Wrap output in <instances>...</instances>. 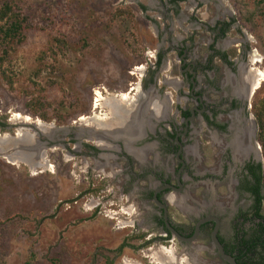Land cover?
I'll return each instance as SVG.
<instances>
[{
  "label": "rangeland",
  "instance_id": "rangeland-1",
  "mask_svg": "<svg viewBox=\"0 0 264 264\" xmlns=\"http://www.w3.org/2000/svg\"><path fill=\"white\" fill-rule=\"evenodd\" d=\"M178 1L174 9L167 8L172 37L192 32L187 19L178 24L172 10L192 22L205 12L210 18L216 15L215 0ZM221 1L235 28L248 37L260 60L253 66L264 75V0ZM4 2L14 5L25 24L22 39H0V141L23 133L34 136L44 146L46 171L0 157V264H161L158 255L172 249L185 259V248L175 241L147 243L156 232L139 226L145 203L128 192L124 174L115 176L121 168L100 169L104 162L96 155L76 150V145L71 151L57 145L68 137L61 133L49 148L51 143L33 129L36 123L78 129L91 126V118L109 117L103 106L108 97L127 94L128 101L136 99L145 73L155 72L149 67L160 51L170 61L157 76L165 82L180 78L178 61L162 39L158 0H0V7ZM234 30L230 37L239 39ZM97 91L105 101L95 109ZM175 92L172 85L164 89L172 113ZM263 96L264 80L252 93V106ZM257 148L264 166L258 140ZM102 153L111 165L114 155ZM170 217L181 221L179 209L171 207ZM237 230L230 227L229 233ZM161 247L166 250L156 253ZM195 254L209 262L206 252Z\"/></svg>",
  "mask_w": 264,
  "mask_h": 264
},
{
  "label": "flooded vegetation",
  "instance_id": "flooded-vegetation-1",
  "mask_svg": "<svg viewBox=\"0 0 264 264\" xmlns=\"http://www.w3.org/2000/svg\"><path fill=\"white\" fill-rule=\"evenodd\" d=\"M178 2L158 0L165 34L162 39L174 53V61H178L177 76L180 78L165 82L164 77L157 76L165 62L170 61L160 51L154 58L155 63L149 67L155 72L148 70L139 84L144 94L141 99L154 104L136 115V123L140 126L137 134L142 136L141 140L130 144L124 138L104 139V144L99 145L77 138L75 128L67 127L70 130L68 137L58 141L57 145L70 151V146L76 145V150L84 149L89 155H96L104 162L98 165L100 169L121 168V175L115 173V176L124 174L128 192L139 194L145 203L139 226H150L156 232L153 239L152 236L146 239L147 243L175 241L185 248V259L176 256L178 260L166 261L168 264H205L196 251L206 252L207 264H226L211 241L213 223L201 225L196 240L185 243L173 237L166 229L165 221L188 238L193 235L198 221L217 217L220 222L217 238L225 253L230 251L236 238L235 234L229 233L230 227L233 230L235 226L263 224L262 164L257 148L258 128L250 102L256 83L253 64L257 54L251 51L248 37L235 28L234 18L227 8L224 9L221 0H215L217 11L213 18L205 12L200 15V20L192 22L183 12L172 10L178 24L182 25L187 19L192 30L190 35L172 37L167 8L174 9ZM142 8L147 9L144 5ZM233 29L239 39L230 37ZM159 56H162L161 63L157 66ZM167 85L176 88L172 98L175 99L173 113L170 96L164 93ZM125 119L126 127L130 128L131 116ZM129 128L126 130L128 135H133ZM54 145L51 143L49 148ZM102 152L114 155L111 165L106 164L108 160ZM154 196L164 209L156 205ZM171 207L179 209L181 221L170 217ZM241 236L237 235V238ZM172 251L175 254L174 249ZM168 255L164 251L159 256L165 260Z\"/></svg>",
  "mask_w": 264,
  "mask_h": 264
},
{
  "label": "water",
  "instance_id": "water-1",
  "mask_svg": "<svg viewBox=\"0 0 264 264\" xmlns=\"http://www.w3.org/2000/svg\"><path fill=\"white\" fill-rule=\"evenodd\" d=\"M168 66V63L165 62L162 69H166ZM141 94V90L139 92ZM136 96L137 98L133 101L130 100L129 102H120L118 98V94L115 95V103L117 104L120 114H114V116L109 117V119H105L102 121H99V119L91 118L89 120H92L91 126L84 128H76L73 131L76 132L77 138H84L87 140H91L94 143H98L99 140L104 139H125L126 143L133 144L136 143L138 140H141V135L137 134V132L140 129V126L136 123L138 120L136 118V115H138L139 112L148 110V107L152 106L154 107L153 103L146 102L147 99L142 100L141 95ZM146 97V96H145ZM148 97V96H147ZM126 113V114H124ZM121 114L124 116L122 117ZM131 116L132 123L130 124V128L134 134L128 135L126 133V129H120L117 130V125H122L127 123L126 117ZM121 116L123 118V122H117L118 117ZM95 120V122H93ZM91 122V121H90ZM27 124V123H25ZM29 124V123H28ZM126 125V124H125ZM104 128V130L102 129ZM33 129L36 130L37 135L43 136L47 142L53 143L55 140L57 133L63 134V136H66L69 133V129L66 127L65 129H56L52 125L51 126H45L43 124L39 125H33ZM127 134V135H126ZM129 139V140H127ZM131 139V140H130ZM61 141V139L59 140ZM58 142V141H57ZM49 144V143H48ZM46 145V144H45ZM1 146V145H0ZM44 146L43 144H39V140L35 139L34 136L29 135L27 133H23L22 136H9L4 142L3 146L0 147V157H5L6 159L15 160L17 163H25L30 167V165H33L30 167L31 169H39L38 166H40V162L44 160V152H43ZM30 155H33L31 159H29ZM34 160V162L32 161ZM38 159V160H37ZM37 160V161H36ZM41 169V168H40ZM43 170V169H42ZM154 202L156 205L160 206L164 209V206L160 204V202L157 200L156 196H154ZM164 219H166V214H164ZM206 223H213L214 228L211 232V241L213 244V247L217 250L218 255L220 258L226 263V264H236L235 258L227 253H225L222 245L220 244L217 233L220 226V222L217 217L215 216H209L206 218L201 219L198 221L195 227V231L191 237H184L177 233L166 221H165V227L166 229L173 235V237L178 240L179 242H185V243H191L196 240L200 226Z\"/></svg>",
  "mask_w": 264,
  "mask_h": 264
},
{
  "label": "trees",
  "instance_id": "trees-1",
  "mask_svg": "<svg viewBox=\"0 0 264 264\" xmlns=\"http://www.w3.org/2000/svg\"><path fill=\"white\" fill-rule=\"evenodd\" d=\"M25 19L15 10L14 5L4 2L0 7V39L2 41H15L22 39ZM159 56L157 66L161 63ZM256 119L258 132L257 140L264 151V96L258 99L252 106ZM260 182L264 187V166L261 165ZM237 235H242L237 238ZM245 235H250L246 239ZM234 244L230 247V255L234 254L236 264H264V220L263 224L248 227L246 230L238 226ZM221 241V240H220ZM223 241H221L222 243ZM226 248V247H225ZM227 249V248H226Z\"/></svg>",
  "mask_w": 264,
  "mask_h": 264
},
{
  "label": "bare ground",
  "instance_id": "bare-ground-1",
  "mask_svg": "<svg viewBox=\"0 0 264 264\" xmlns=\"http://www.w3.org/2000/svg\"><path fill=\"white\" fill-rule=\"evenodd\" d=\"M255 64L257 65V63H259L260 62V60L258 59V57L257 56H255ZM254 64V65H255ZM139 69V68H138ZM256 70V69H255ZM264 80V75H262V72L260 71V70H256V83H255V87H254V89H257L258 87H259V85H261V83H262V81ZM254 89L251 91V93H253V91H254ZM95 95H96V101H95V103H94V107H95V109H98V107L100 106V102L101 101H105V98L103 97V95H102V93L101 92H99V91H97L96 93H95ZM119 96H118V98H119V100H120V102L122 101V102H129L127 99H128V96H127V94H118ZM115 96H112V98H110V97H108V100H106L107 101V104H104L103 106H106L107 107V110H108V113H109V117H111V116H114V114L116 115V114H120V111H119V108H118V106H117V104L115 103L116 101H115ZM156 110H158V109H156ZM124 114H126V113H124ZM121 116L122 117H124L122 114H121ZM121 116H119L118 117V119H117V122H123V118L121 117ZM107 117V115H105L104 116V118H102V119H99V121H102V120H104L105 118ZM109 117H107V119H109ZM96 118V117H95ZM28 120H30L29 118H26V121L28 122ZM81 121H83V122H85V118H82V119H80ZM96 120V119H95ZM95 120H93V122H95ZM91 122H90V125H92V124H94V123H92V120H90ZM87 122H89V121H87ZM86 123V122H85ZM126 124V123H125ZM125 124H122V125H117L116 126V129L117 130H120V129H126L127 127H126V125ZM34 125H39V123H36V124H34ZM103 130H104V128H102ZM130 129V128H129ZM127 133V132H126ZM131 133V132H130ZM127 135V134H126ZM20 136H22V135H20ZM98 142V144L99 145H102V144H104V141H102V140H99V141H97ZM0 145L1 146H3V142L2 141H0ZM0 146V147H1ZM30 158L29 159H31L32 157H33V155H30L29 156ZM10 162H12L13 164H16V161L15 160H10V159H8ZM38 160V159H37ZM36 160V161H37ZM32 161L34 162V160L32 159ZM11 163V164H12ZM35 163V162H34ZM12 164V165H13ZM33 165H30V167H32ZM29 167V166H28ZM39 168H41V169H43V171H42V173L44 172V171H46V169H45V167H46V162H45V157H44V160L42 161V162H40V166H38ZM49 167V166H48ZM32 171H34V169H31ZM166 250V249H165ZM166 254H169V256L168 257H166L165 258V260L164 259H161L160 258V256L158 255V259H157V261L159 262V263H161V264H165V262L166 261H169L170 263L171 262H175V261H177L178 260V258L176 257V255L173 253V252H171V251H166L165 252ZM167 263V262H166ZM168 264V263H167Z\"/></svg>",
  "mask_w": 264,
  "mask_h": 264
}]
</instances>
